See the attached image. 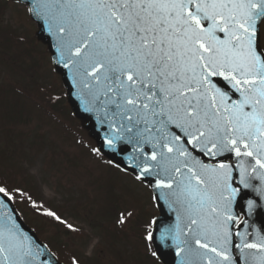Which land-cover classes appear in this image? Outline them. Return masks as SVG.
I'll return each mask as SVG.
<instances>
[{
  "label": "snow or ice",
  "instance_id": "obj_1",
  "mask_svg": "<svg viewBox=\"0 0 264 264\" xmlns=\"http://www.w3.org/2000/svg\"><path fill=\"white\" fill-rule=\"evenodd\" d=\"M25 2L65 95L95 119L97 143H76L175 213L171 226L149 222L151 257L164 264L174 246L177 264H264V227L250 222L264 211V0ZM17 204L77 231L0 182V264H61Z\"/></svg>",
  "mask_w": 264,
  "mask_h": 264
},
{
  "label": "rangeland",
  "instance_id": "obj_2",
  "mask_svg": "<svg viewBox=\"0 0 264 264\" xmlns=\"http://www.w3.org/2000/svg\"><path fill=\"white\" fill-rule=\"evenodd\" d=\"M0 6V170L77 231L17 204L24 224L61 264H71L73 256L80 264H159L143 241L160 215L151 189L76 143L78 137L89 147L96 141L67 103L28 6L11 0Z\"/></svg>",
  "mask_w": 264,
  "mask_h": 264
},
{
  "label": "water",
  "instance_id": "obj_3",
  "mask_svg": "<svg viewBox=\"0 0 264 264\" xmlns=\"http://www.w3.org/2000/svg\"><path fill=\"white\" fill-rule=\"evenodd\" d=\"M19 1L26 3L25 0H19ZM38 27H39L38 37L47 43L48 48L52 54L54 51V48L52 47L51 38L48 37L46 30L41 25H38ZM58 72L61 73L63 82H64L65 87H66V91H68L70 89V82H69L68 77L66 76V74H64V71L62 69L59 70ZM67 99L72 106L73 113L76 116H78L81 119L86 121V127L88 128L90 135L92 137H94L97 141L98 137L93 135V133L95 131V119H94V117L91 114L85 113L82 110V108L80 107L79 101L75 98L74 95H67ZM252 195H253V198H255V194L253 193ZM158 207H159L160 212L162 214V216H159L158 218H156L159 222L158 226L162 228L164 226L173 225L175 223V213L170 212L169 209L167 208V206L163 204V202H160ZM250 222H254L255 227H264V211H261L258 214H255L251 218ZM27 230H29V229H27ZM163 251H164V264H177L179 257H177L175 255L174 246H172L168 249H165Z\"/></svg>",
  "mask_w": 264,
  "mask_h": 264
},
{
  "label": "trees",
  "instance_id": "obj_4",
  "mask_svg": "<svg viewBox=\"0 0 264 264\" xmlns=\"http://www.w3.org/2000/svg\"><path fill=\"white\" fill-rule=\"evenodd\" d=\"M0 182H4L9 185H15V180L13 175H5L2 172H0Z\"/></svg>",
  "mask_w": 264,
  "mask_h": 264
}]
</instances>
